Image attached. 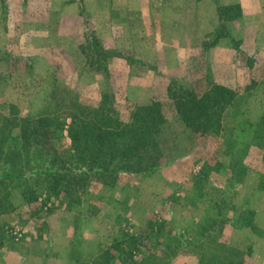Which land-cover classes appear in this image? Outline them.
Listing matches in <instances>:
<instances>
[{
	"label": "rangeland",
	"instance_id": "1",
	"mask_svg": "<svg viewBox=\"0 0 264 264\" xmlns=\"http://www.w3.org/2000/svg\"><path fill=\"white\" fill-rule=\"evenodd\" d=\"M188 94L209 105L190 126ZM153 100L158 152L89 174L78 204L13 182L0 264H122L128 234L139 264H264V0H0V133L48 114L64 149L71 106L117 128Z\"/></svg>",
	"mask_w": 264,
	"mask_h": 264
},
{
	"label": "trees",
	"instance_id": "2",
	"mask_svg": "<svg viewBox=\"0 0 264 264\" xmlns=\"http://www.w3.org/2000/svg\"><path fill=\"white\" fill-rule=\"evenodd\" d=\"M220 30L221 26L217 29V38L221 35ZM174 104L182 122L189 126L198 122L196 120L204 114L203 109L206 112L209 106L189 94L176 98ZM65 115L71 119L67 127L71 143L64 149H54L46 144V129L52 127V132L59 130L58 121L48 114L35 119L21 117L20 131L14 136L0 133V215L12 209L9 199L11 186L27 170L31 171L29 177H42L48 184V197L57 199L58 205L64 202L67 207L78 204L80 200L74 194L79 186L84 188L89 174L113 175L116 164L121 161L156 154L158 137L166 123L161 103L154 100L136 106L130 113V120L117 128L103 127L97 114L73 106ZM206 169L205 165V172ZM27 192L33 195L34 191L29 189ZM160 230L158 227L155 234ZM5 233L6 229L0 225V243ZM147 237L128 234L114 245L116 255H122V264L140 263L132 256ZM208 263L213 264L206 260Z\"/></svg>",
	"mask_w": 264,
	"mask_h": 264
}]
</instances>
